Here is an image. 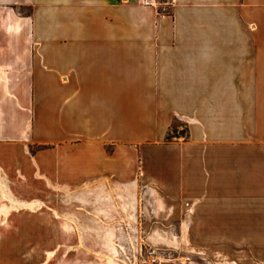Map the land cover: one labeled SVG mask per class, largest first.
Wrapping results in <instances>:
<instances>
[{"label":"crops","instance_id":"obj_1","mask_svg":"<svg viewBox=\"0 0 264 264\" xmlns=\"http://www.w3.org/2000/svg\"><path fill=\"white\" fill-rule=\"evenodd\" d=\"M0 179L14 201L141 188L189 250L264 264V0H174L170 17L0 0Z\"/></svg>","mask_w":264,"mask_h":264},{"label":"rangeland","instance_id":"obj_2","mask_svg":"<svg viewBox=\"0 0 264 264\" xmlns=\"http://www.w3.org/2000/svg\"><path fill=\"white\" fill-rule=\"evenodd\" d=\"M185 130L176 122L168 137ZM21 194L33 200L14 201L0 189V209L11 208L0 216V264H110L108 257L119 264H214L186 248L182 234L167 232L165 215L157 216L141 188L48 186Z\"/></svg>","mask_w":264,"mask_h":264},{"label":"built area","instance_id":"obj_3","mask_svg":"<svg viewBox=\"0 0 264 264\" xmlns=\"http://www.w3.org/2000/svg\"><path fill=\"white\" fill-rule=\"evenodd\" d=\"M137 2L146 7H161L162 15L171 16V8L174 4V0H137ZM154 255V252H152Z\"/></svg>","mask_w":264,"mask_h":264},{"label":"bare ground","instance_id":"obj_4","mask_svg":"<svg viewBox=\"0 0 264 264\" xmlns=\"http://www.w3.org/2000/svg\"><path fill=\"white\" fill-rule=\"evenodd\" d=\"M0 185H1V191H2V193H5V187H4V183L2 182V180H0ZM3 186V187H2ZM133 201H136L135 199H132ZM10 207H2L1 209H0V216L2 215V214H4V215H6V214H8L9 213V211H10ZM113 243H115V242H113ZM114 245V244H113ZM117 245V244H116ZM117 248H118V246H117ZM118 249H120V248H118ZM51 254V253H50ZM116 254H117V251H115V257H116ZM105 259H106V257H105ZM108 260H109V263L110 264H119L118 262H117V260H115V258H113V257H108Z\"/></svg>","mask_w":264,"mask_h":264},{"label":"trees","instance_id":"obj_5","mask_svg":"<svg viewBox=\"0 0 264 264\" xmlns=\"http://www.w3.org/2000/svg\"><path fill=\"white\" fill-rule=\"evenodd\" d=\"M167 140H170V137H168Z\"/></svg>","mask_w":264,"mask_h":264}]
</instances>
